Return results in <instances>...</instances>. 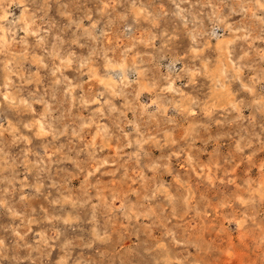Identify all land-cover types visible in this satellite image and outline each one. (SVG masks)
I'll return each mask as SVG.
<instances>
[{
    "label": "clouds",
    "instance_id": "1",
    "mask_svg": "<svg viewBox=\"0 0 264 264\" xmlns=\"http://www.w3.org/2000/svg\"><path fill=\"white\" fill-rule=\"evenodd\" d=\"M23 2L0 0L4 13L0 15V33H3L0 55L5 57L0 63L9 77L0 85V109L7 105L36 116L33 106L43 103V116L24 123L25 129L39 127L37 135L51 136L53 140L68 135L70 130L72 140L81 143L87 135L86 129L97 125L104 141L99 146L85 143L80 152H87V162L78 159L80 152L75 159L61 154L63 160L76 166V175H83L87 186L81 188L82 197L67 189L66 194L61 193V200H54L52 204L90 206L88 222L92 228L91 240L82 247L69 248L66 242L61 248L64 255L56 264H139L141 257L147 258L148 264H224L221 250L229 247L237 253L233 264H264V0H101L98 11L101 19L108 18L107 25L100 37L92 35L100 20L93 21L91 30L84 29L98 46L80 62L81 68H89L92 77L99 70L96 90L74 96L75 88L83 90V84L74 86L62 74L56 78L59 69L54 67L50 98H47V89L45 95L38 96L37 91L24 96L22 89L28 81L18 69L26 58L28 37L43 39L39 35L43 24L37 21L48 16L52 0H43L37 12L30 13L31 26L22 14L13 22L12 29L4 27L12 15L9 9L13 3ZM62 7L60 14L75 23L71 20L73 11L67 4ZM86 18L92 20L91 11ZM205 21H211L213 28L222 26L232 36L231 40L218 41L223 45L219 54L217 47L210 45ZM22 22L25 26L20 31L25 35L17 40L15 25ZM109 34L114 40L111 45L107 43ZM17 45H22L23 50H17ZM96 57L103 61L102 66L97 64ZM72 59L74 54L63 60L62 66L69 67ZM18 72L21 73L19 83L11 79ZM60 87H63L62 94L58 92ZM146 92L151 99L142 102ZM117 98L125 101L121 107L114 102ZM93 105L96 107L92 108ZM84 111H91V115L84 118L80 115ZM129 111L135 119L128 120ZM170 111L176 115H169ZM105 119L111 120L118 131L101 123ZM7 122L9 128H3L0 123L3 129L0 131V176L19 167L6 151L3 133L17 131L11 120ZM58 122L63 124L62 130L57 128ZM129 125L136 133L135 138L130 139L132 134L124 131ZM213 127L227 129L220 138L231 142L232 147L229 149L224 144L226 154L220 157L222 162L214 161L209 173L200 169L198 157L194 161L189 153L196 140L202 134H209ZM17 140L30 143L23 135L16 136L12 143ZM112 140L121 149L134 147L135 151L99 158L97 148L102 150ZM147 146L161 152L167 149L168 154L152 159ZM201 151H206V145ZM180 156L185 157L192 172L200 169L194 186L187 181L177 184L175 179L172 183L163 179L171 159L175 157L179 161ZM28 161L26 152L22 163ZM42 165H45L44 158L32 167L43 171ZM105 168L113 169V179L120 173L116 188L110 182H101L103 173L92 182V177ZM146 173L152 175L149 177ZM4 180L8 187L0 197V206L24 220L22 212L10 206L7 199L17 191L16 178L4 177ZM19 183L22 192L25 185L23 181ZM70 183L71 180L66 182ZM134 184L137 187H132ZM42 188L43 184L37 186V193ZM105 188L109 189L107 195ZM133 195L135 200L131 198ZM29 199L20 196L21 201ZM210 201L215 202L211 213ZM185 216L197 224L203 220L215 227L204 235L203 228L192 230L186 226ZM52 219L60 218L50 217L49 222ZM78 219H64V223ZM13 234L18 238L17 249L27 248L28 255H10L11 249L0 238V264L8 259L17 264L38 261L43 264L45 258H52L61 236L58 230L52 235L37 233L40 239L33 247L20 244L27 233L21 235L19 230H14ZM229 237L231 242L225 243ZM84 249L88 250L87 256ZM241 252L244 255L240 256Z\"/></svg>",
    "mask_w": 264,
    "mask_h": 264
},
{
    "label": "rangeland",
    "instance_id": "2",
    "mask_svg": "<svg viewBox=\"0 0 264 264\" xmlns=\"http://www.w3.org/2000/svg\"><path fill=\"white\" fill-rule=\"evenodd\" d=\"M42 3L43 0H24L20 5L13 3L12 7L9 9L12 15L9 16V20L4 27L12 29L13 22L20 18L22 14L27 24L31 26V21L28 17L31 12H37L42 6ZM65 4L73 11L71 20L75 21V23L70 22L68 18L60 14L64 10L62 6ZM28 6L30 8H28L27 12H24V8ZM101 7V0H59L58 3L56 0H52L48 16L43 20L37 21V24H43L39 33L40 37L43 39L38 40L36 36L28 37L26 45L27 51L25 53L26 58L22 62L20 69H18L22 70L24 79L28 81L26 86L22 89L24 96H28L30 92L37 91L38 96L45 95V90L47 89V98H50L53 81L55 80V77L51 74L54 67L59 69L56 78L62 74L64 77H67L74 86L79 83L83 84V90L75 88L73 92L74 96H79L83 92H88L90 90H96L98 86L97 80L100 78L99 70L97 69V75L92 77L89 68H81L80 62L87 59L98 46L96 41H94L89 34L85 33L84 29L91 30L93 21L100 20V24L92 32V35L100 37L101 32L107 25L108 18L104 17L101 19L99 15L98 10ZM89 11L92 13V20L86 18ZM121 11H123V9H121ZM3 14V10L0 9V15ZM38 15L43 16V12H39ZM235 19H239V17ZM81 20L82 25H80ZM205 24L209 32L210 45L217 47L219 54V50L223 45L218 44V41L221 38L231 40L232 36L225 32L222 26L213 28L211 21H205ZM52 25H54V27ZM24 26L23 22L15 25L14 30L17 33V40H20V38L25 35L23 31H20ZM31 30L34 31L35 27H31ZM0 35H3V33H0ZM9 38L11 37L9 36ZM57 38L60 40H57ZM107 43L109 45L114 43L111 34H109L107 38ZM157 43L159 44V41ZM16 48L17 50H23L22 45H17ZM70 54H74L75 59H72V63L69 67H63L62 61L68 59ZM4 59L5 57L0 55V61ZM94 59H96L98 65L102 66V60L98 57ZM165 63H167V61H165ZM101 71L103 72L102 67ZM20 75L21 73L18 72L17 76L11 77V79L19 83ZM6 78H9L8 73L4 70L3 63H0V85L5 82ZM185 91L187 92L189 89L186 88ZM58 92L62 94L63 87H60ZM129 92H132V90L130 89ZM132 98L133 96H129V99ZM150 99L151 97L147 92L141 97L142 102H148ZM114 102L118 107H121L125 103L122 98H117ZM95 107L96 105L92 106V108ZM33 108L36 116L23 110L18 112L17 110L10 109L7 105H5L3 109H0V123L3 124V128H9L7 121L11 120L12 126L17 129L15 133L11 130L4 132L3 137L6 142V151L10 152L11 157L15 158L19 165L14 172H5L3 176H0V197L4 196V189L8 187V183L4 180V177H7L9 180L15 177L17 191L8 195L7 199L10 202V206H13L16 211H20L22 215H24V220H22L19 217H14L9 212L8 208L0 206V238L4 239L11 249L10 255L24 257L28 255L29 250L27 248L17 249L16 241L18 238L13 234L14 230H19L21 235L27 233L25 240L20 241L21 245L27 243L31 244L33 247L36 246V241L40 239L37 233L45 232L48 235H52L58 230L61 236L56 242V248L52 252V258L50 260L47 258L43 260V264H56L64 255V251L61 250L62 246L67 242L69 248L74 245H80L82 247L83 244L91 240L92 228V224L88 222L91 217L90 206L82 208L79 205L73 207L71 204H52L54 200H61V193L66 194L67 189H71L76 196L82 197L81 188L87 186V181H85L84 176L76 175L78 172L76 166L70 161L63 160L61 154H68L75 159L77 158V152H80V150L84 148L86 142L94 143L99 146L104 144V141L102 140V134L97 125H92L89 129H86L87 135L82 139L81 143H76L72 140L70 130L68 135L62 136L58 140H53L51 136H39L37 135V132L40 130L39 127L33 128L31 131L23 127L24 123L33 119H40L45 112L43 103L35 104ZM152 110H154V108L150 109V111ZM247 114L248 113L245 112V115ZM57 115H59V112H57ZM80 115L84 118H88L91 115V111H84L80 113ZM169 115H176V113L170 111ZM127 118L128 120H133L135 116L129 111L127 113ZM101 123L111 127L114 132L118 131L111 120L105 119ZM56 126L60 130L63 128V124L60 122H58ZM184 127H187V125ZM2 130L3 129H0V131ZM124 131L132 134V137H129L130 139L135 138L136 133L131 125L125 127ZM225 131H227V129L213 127L209 134H202L201 138L196 140L195 146L189 154L193 156L194 161L198 157L200 169L207 170L211 173L214 167L213 162H222L220 161V157L226 154L224 144L227 143L229 149L232 147L231 142L220 138ZM21 135L27 136L30 143L24 142L23 140H17L16 143H12L16 136ZM180 144L183 145L184 141H180ZM205 145L206 151H201V149L205 148ZM147 147L149 151L152 152V159H156L158 156H167L168 154L167 149L161 152L151 146ZM69 149L72 150L69 151ZM121 151L122 153H131L135 151V148L123 147L121 149V145L117 144L115 140L108 141L102 150H100L99 147L97 148L99 158L111 157ZM26 152H28L29 161L23 164L22 161L25 158ZM54 152L56 155H53ZM40 158H44V163L47 165V167H45V165L41 166L45 169L43 171H41V168L32 167V165L39 163ZM78 159L87 162V152H80ZM82 166L84 165L82 164ZM192 167H195V164H193ZM240 167L242 168L243 165ZM200 169H197L196 172H192L184 156H180L179 161L174 157L171 159L169 170L163 175V179L167 183H172L175 179L177 184L187 181L189 185L194 186L196 180L199 179L198 172ZM112 171L113 169L111 168L101 169L100 172L96 173L95 177H92V182H95L96 178L100 177L101 173H103V180L101 182L104 184L110 182L111 187L116 188L120 173H117L116 179H113L111 175ZM239 171L240 168H237L236 172L239 173ZM69 173L72 175L70 176ZM132 175L135 176V171L132 172ZM146 175L150 177L152 174L146 173ZM68 180H71L70 184H66ZM21 181H23L25 185L22 192L20 191L22 186L19 183ZM53 182H55V186H53ZM40 184H43V188L37 193L36 187ZM132 187L135 188L137 185L134 184ZM103 191L105 195H107L109 189L105 188ZM92 194L95 195L94 190ZM21 195L28 196L30 199L21 201ZM131 198L135 200L134 195ZM214 204V201H210V213L213 210ZM50 217H59L60 219H52V221L49 222ZM77 217L79 219L75 222L64 223V219ZM209 219H211V216H209ZM30 220H34L35 222L29 224L28 221ZM184 221L186 226H189L192 230H196L198 227L203 228L204 231L202 234L204 235L207 234L210 228L215 227V224L208 225L203 220L197 224L190 216H185ZM217 235H219V233H217ZM230 242L231 237L225 241V243ZM97 247H99V245ZM77 251H80V249L78 248ZM221 251L225 257L224 264H233L234 260L237 258V253L233 252L230 247L222 249ZM33 255H35V253ZM84 255H88L87 249H84ZM239 255L242 256L244 253L241 252ZM138 259L139 264H148L147 258L141 257ZM2 264H17V262L8 259L3 260ZM37 264H40V261H38Z\"/></svg>",
    "mask_w": 264,
    "mask_h": 264
},
{
    "label": "bare ground",
    "instance_id": "3",
    "mask_svg": "<svg viewBox=\"0 0 264 264\" xmlns=\"http://www.w3.org/2000/svg\"><path fill=\"white\" fill-rule=\"evenodd\" d=\"M12 20V19H11ZM103 30V29H102ZM227 37V36H226Z\"/></svg>",
    "mask_w": 264,
    "mask_h": 264
}]
</instances>
